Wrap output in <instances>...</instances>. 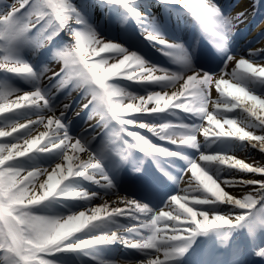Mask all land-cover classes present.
<instances>
[{
	"label": "snow or ice",
	"instance_id": "1",
	"mask_svg": "<svg viewBox=\"0 0 264 264\" xmlns=\"http://www.w3.org/2000/svg\"><path fill=\"white\" fill-rule=\"evenodd\" d=\"M17 2L19 7L11 5L0 9V72L5 74L0 76V138H10L0 141V264H58L54 258L60 256L67 257L72 264L69 254L77 258L89 257L97 264H112L100 259L99 254L101 246L113 244H122L141 253L144 259L138 264H176L197 235L240 226L250 230L257 224L264 227V217L258 219L257 213L252 211L258 203L264 202V180L236 175L241 172L264 177V165L243 162L227 151H201L197 141V133L202 132L206 148L224 144L232 151L250 146L264 152V134L246 130L259 129L264 133V66H259L264 64V49L249 50L252 59L227 55L224 67L218 73L196 70L184 54L182 45L169 43L159 34L150 9H138L137 0H100L102 5L118 6L122 22L134 20L149 43L162 46L158 50L181 64V72H170L100 36L73 0ZM157 2L187 9L201 22L211 17L219 28L221 48L225 52L233 19L240 20L244 16L243 12L235 18L223 15L214 0ZM65 30L74 38L75 44L57 49L53 56L64 61V71L76 74L78 82L92 88L89 103L98 106L102 118L115 121L119 126L114 128V136L129 149H138L153 159L157 156L183 159L189 165L196 183L192 185L190 180L192 186L182 190L183 195L170 196L164 204L167 210L162 209L157 214L147 204L121 196L105 171L106 153L97 152L86 138L70 134L68 125L71 122L66 120L70 105L65 104L59 116L55 114L51 89L40 86L42 73H37L23 54L28 49L37 52L45 42H53ZM229 62L235 63L230 73L225 71ZM157 72L163 74L156 75ZM7 74L31 82V90L12 86ZM60 75L55 73L49 79L55 80ZM114 78L156 85L159 90L146 87L145 94L141 95L109 83ZM60 83H64V79ZM178 84L179 89L169 94L167 89L176 88ZM213 86L219 93L215 101L210 99ZM13 95L16 96L14 100L11 99ZM209 103L214 105L215 111H208ZM173 109L200 120L206 119L210 127L163 122L162 116L153 117L161 122L144 119L145 115L166 111L173 115ZM237 109L241 115L246 114L240 120V126L239 117L228 116ZM33 116L37 119H32ZM40 125L45 129L52 125L55 128L51 135L48 131L34 135V129ZM137 128L177 145L176 150L151 143L133 130ZM125 136L135 143L124 139ZM183 148L200 152L198 159L204 163L186 157L179 150ZM69 149L73 153L86 152L87 159L69 154ZM40 156L49 160L48 166L35 162ZM61 161L67 162L66 169ZM169 178L179 182V177ZM81 181L98 185L105 191L103 194L90 192L79 186ZM221 184L250 190L243 199H237L224 191ZM109 190L117 197L112 201L115 206L109 207L107 201L101 206H89L91 200L108 195ZM67 201L72 203L63 215L33 211L51 209L54 205L65 207L69 204ZM121 204L125 207H120ZM224 205L231 207L222 208ZM80 208H86L87 212ZM232 209L244 211L235 213L233 219ZM116 217L136 223L120 224ZM256 255L264 257V249L258 250Z\"/></svg>",
	"mask_w": 264,
	"mask_h": 264
},
{
	"label": "bare ground",
	"instance_id": "2",
	"mask_svg": "<svg viewBox=\"0 0 264 264\" xmlns=\"http://www.w3.org/2000/svg\"><path fill=\"white\" fill-rule=\"evenodd\" d=\"M79 3L83 6L85 10V14L91 16L93 20H95V23L97 25V28H100L102 25L105 30L108 29V31L111 30V28L116 27L110 26L109 22L105 21V19H108L110 16L113 17L115 21V17L118 10H114L110 5L105 6L100 3V0H78ZM138 2H146V1H152L157 2V0H137ZM217 5L219 7L225 8L226 10L223 11V15L229 16L230 18H235L236 15L240 12L244 13V16L241 17V19H244L242 23H240L239 20L233 19V27L231 30V35L228 39L227 49L234 48L237 43H235V39L240 35L241 33L246 32L247 35L243 38V41L238 43L237 48H239L240 51L242 49H245V59H252V57L249 56V50L255 51L258 49H264V0H259L258 8L255 10V13L248 14V8L250 3H252L251 0H217ZM195 2V0H193ZM143 10L147 11L148 8L140 7ZM179 7L176 5H165L160 4L158 7H152L150 8L151 15H156L155 23L157 24L160 35L163 36L169 43L182 45L184 49V54L186 57H189L190 63H194V60L192 58L193 55H196V51L198 47H203L209 51V53L213 54L208 60H206L208 63L213 64L216 60H221L227 53V51H222L221 44H220V37L218 35V29L214 28L212 24L215 22L212 20L211 17H209L207 20L201 22L198 20L194 14L187 12L182 13L180 11H177ZM139 9V8H138ZM187 10V9H185ZM227 11H229L227 13ZM227 13V14H226ZM192 16L195 18L198 23H195L193 21V24L187 23V18ZM209 21V22H207ZM117 24V20L115 21ZM122 23V22H121ZM250 23H255V26L251 29ZM178 29H185L186 35L193 36V42L196 44V46H193V50L185 47L183 44L173 41V39L169 36V33L167 30H174L177 31ZM130 31V32H129ZM126 32V33H125ZM125 32L117 31L116 33L119 35H126L127 40H132L137 44H140V46H144L148 49V51H153L157 53L161 60H165L166 57L170 59V62H172L171 57L164 54L161 49L162 46L160 45H154L152 43H149L140 33L141 29L137 26L136 22L134 20H127L126 26H125ZM189 38V37H187ZM126 41V40H124ZM151 48H150V47ZM144 49V48H143ZM193 52V55L190 56ZM243 52V53H244ZM151 54H153L151 52ZM189 55V56H188ZM208 57H206L207 59ZM41 59V57H37L38 60ZM174 64H179L178 62ZM259 66H264V64H260ZM235 67L234 62H229L227 69L228 73L232 71V69ZM195 69V68H194ZM38 73V72H37ZM156 75L163 74L161 72L155 73ZM70 74H64L61 77H57L55 80H50V76L42 77L40 80V86L41 87H48L51 89V94L54 95V103L56 105V115H60V111L63 109V106L65 104L70 105L69 109L66 113V120L70 121L71 123L68 125V128L73 127L75 128V132H72L69 129L70 133H73L74 136H82L86 138L89 142V145L95 149L97 152H105L107 157L104 161L105 171L108 173L109 177L111 178L113 184L115 185V190L121 195L126 196L131 199H134L133 197H130L127 193V187H123L120 184V181L127 182L128 180H131L137 185L143 186L147 189L149 195H151V199H153L156 203H160L157 206L150 208L154 210L158 214L160 210H167L164 209L165 202L169 199L170 196L175 194L183 195L184 189L190 188L192 185H195L196 181L194 177L192 178L190 169L186 171L187 167L189 165L185 162L183 159H176V160H170L172 158L168 157H159L157 156L156 159H153L152 156L146 155L145 153L139 152L136 153L140 158L144 159L150 167V173H145V181L142 178L143 175L136 176V173L140 172V169H136V163L131 158H125L122 161V158H120L119 154L117 153L116 146L111 145L109 143V140L107 139L106 131L104 125L106 124V121L103 122L104 118H102V112L99 111V109L96 107L94 111L96 113L92 114V110L86 109L85 105L87 103L83 102L82 104H79L77 109L74 111L72 108L74 107L76 103L78 93L72 92L70 94V88L68 89L66 93V89L70 86V81L73 80L72 78H69ZM12 76V74H10ZM65 77H67L65 79ZM12 78L16 81H19L21 84L25 85L26 89L31 90V82L20 80L18 77L12 76ZM226 79H229L230 77H225ZM61 79H64V83H60ZM131 82V81H129ZM132 83V82H131ZM182 83V81L180 82ZM134 84V83H132ZM58 85V88L55 87ZM136 87L139 88L140 92L139 94H145V88L147 87L148 90L155 89L159 90V88L156 85H141V84H134ZM179 89V84L176 86V88H169L167 91L169 94L173 91H177ZM219 98V93L216 92L215 87L213 86L210 91V99L215 101ZM42 104V102H41ZM154 105H149V107H153ZM174 112L173 115H169L166 111L165 113L161 114H152V116L145 115L144 119L149 120V122L154 121L155 119L153 117L162 116L163 120L171 122L173 124L183 122L185 124H202L204 127H210L207 123V120H200L198 117L191 116L189 113H186L184 111H181L180 109H173ZM208 111L213 112L215 111L214 105L212 103H209L208 105ZM235 114L239 117L238 119V126H240V120L243 119L246 114H240V110L237 109L233 113H229L228 116L232 117ZM32 119H37V117L33 116ZM103 123V124H102ZM80 125V128H78ZM227 125L225 128L227 129ZM55 128V125L50 126L48 129H45L43 125H40L38 128L34 129V135H39L42 131H48L51 135L52 130ZM137 131L139 134L143 135L145 138H147L151 143L157 145L156 142H160L164 145V147L176 150L177 145L170 144L166 141H162L159 139V137L155 136L153 133L148 132L146 129H133ZM219 131V129H216ZM255 132V134L260 135L264 134L259 129H246ZM62 134V133H61ZM15 135V134H13ZM10 139L9 137H7ZM128 138L127 136L124 137V139ZM131 138V137H130ZM197 141L200 143V149L201 151H227V154L234 156L236 159H240L243 162L249 163V164H259L264 165V152L259 151L258 148L254 149L250 146L246 147L243 150H228L229 145L224 144H217L213 145L211 148H206L205 146V137L202 132L197 133ZM46 142V141H45ZM74 143V141H73ZM184 153L186 157H188L191 160H197L198 163L203 164V161H199L198 157L200 155V152H197V150L192 148H183L179 149ZM122 151V149H121ZM128 152H124V154L127 155ZM69 154L72 155H78L81 160L87 159V153L86 152H79V153H73L71 149H69ZM37 164L42 166H48L49 160L44 157L40 156L36 158L35 161ZM154 164L152 165V163ZM61 163L64 165V168H67V162L61 161ZM157 163V164H155ZM159 164V165H158ZM184 170V171H183ZM183 171V174H181ZM134 172V173H132ZM167 173V175L165 174ZM149 174H152L151 176H148ZM222 173L221 175H223ZM237 176H241L245 179H257L259 174H252V173H241L237 172ZM176 176V177H175ZM150 177V178H149ZM172 178H178L179 182H174ZM43 179H46L44 177ZM192 181V185L189 184V181ZM79 186L86 188L87 190L96 191L100 193H104L105 189L100 188L98 185L92 184L90 182H79ZM221 187L226 191L227 193L234 196V198L237 199H243V197L248 194L249 188H241V187H227L223 184H221ZM251 187V186H250ZM137 190V189H135ZM116 195L112 194V191L109 190L108 195H102L101 197H97L90 201L89 206L90 207H96L101 206L105 203V201L108 202L109 207H113L115 205L112 204V201L116 200ZM136 200V199H135ZM69 204L65 207H60V205H54L51 209H41L39 210L41 213L45 214H54V215H63L66 214L69 210V207L71 206L70 203L72 201H67ZM84 203V202H80ZM120 207H125V205L121 204ZM191 206V205H190ZM173 208L177 207L176 205H172ZM199 207V206H197ZM231 206L224 205L222 208L230 209ZM74 210V209H73ZM80 211H86V208H80ZM233 213V219L234 214L237 212H241L244 210L241 209H232ZM57 213V214H56ZM139 215V214H138ZM117 221L120 224H135V221H130L125 218L116 217ZM162 226V225H161ZM86 231V229H85ZM213 232L210 231L207 234H201L197 235L191 242L190 246L188 247L186 253L182 258H180L176 264H258L256 260L252 258V256L259 250L253 251L249 248H246V245L243 244L244 235L235 233L232 237H230L231 240V246L232 248H226L224 244H221V242H218L217 236H214L212 234ZM80 234V233H78ZM125 237L128 236L127 233H122ZM201 240L200 242L198 240ZM208 241H211V244H208ZM245 248V249H244ZM254 252V253H252ZM72 264H97L96 260H93L89 257H75L74 254ZM0 257H2V254H0ZM100 259L110 261L112 264H138L140 260L144 259V256L136 252L135 250L125 248L122 244H113L108 246H101V252L99 254ZM264 258V257H263ZM58 264H69V260L65 256H60L57 258ZM160 259H163V255L160 254ZM66 260V261H63ZM88 260H91L88 261ZM62 262V263H60Z\"/></svg>",
	"mask_w": 264,
	"mask_h": 264
},
{
	"label": "rangeland",
	"instance_id": "3",
	"mask_svg": "<svg viewBox=\"0 0 264 264\" xmlns=\"http://www.w3.org/2000/svg\"><path fill=\"white\" fill-rule=\"evenodd\" d=\"M252 1V3H250V5H249V8L250 7H255V6H257L256 4H257V1L256 0H251ZM11 5H15L16 7H19V4H18V2H17V0H0V9H3L5 6H11ZM105 6H108V5H105ZM114 10H120V9H118V6H116V5H110ZM82 14L84 15V18H85V20L87 21V23L89 24V25H91L95 30H96V32L98 33V28H97V25H96V23L93 21L92 22V20L90 19V17L91 16H89V15H85L83 12H82ZM156 15L154 14L153 15V17H155ZM117 18H118V20L119 21H121V19H120V13L118 12L117 13V16H116ZM34 19V18H33ZM105 21H108V19H105ZM119 21H118V23H119ZM70 24H74V22H70ZM157 29V28H156ZM157 31L159 32V30L157 29ZM33 33H34V30H33ZM160 34V33H159ZM65 35H66V37H67V40H64L65 39ZM103 38H105V39H108V40H110L108 37H106V36H102ZM34 38H39L38 36H34ZM57 40L55 41V40H53L54 42H45V44H44V47L43 48H41V49H39L37 52H35V53H33L30 49H28V50H25V52H24V59H28L29 57H32L31 56V54L32 55H34V56H39V55H41V56H44L45 58H46V60H44L38 67H37V69L38 70H42V76H47V75H54L55 73H60V74H63V73H65L66 71H64V61L63 60H60V59H57V58H55L54 56H53V52L54 51H56L57 49H59V48H64V47H71V46H73L74 44H75V40H74V38H71L70 37V34H69V32H67V30H65V32L64 33H62V34H60L59 36H57ZM114 42H116V43H118V44H121V45H123L125 48H128L130 51H132V52H136L138 55H140L146 62H148V63H151V62H149L145 57H144V55L142 54V53H140V52H138V51H135V50H133V49H131V48H129L127 45H124V43H122V42H119V41H114ZM102 55H104V54H102ZM92 59H96V57H92ZM110 63H111V61H110ZM153 65H155V66H158V67H160V68H165V69H167V70H171L169 67H164V66H161V65H159L158 63H152ZM205 72V71H204ZM67 73H69V72H67ZM0 76H2V75H0ZM72 78L73 79V85L71 86V89L72 90H74L75 92H77V93H80L81 95H79V97H80V100L81 101H83V102H86L87 103V105L88 104H90V106L89 107H92V114H94L95 113V111H94V109L97 107L98 108V106H96L95 104H92V103H89L90 101H91V99H92V89L90 90V88L91 87H89V86H87V85H85V84H83V82H78V77H77V75L76 74H74V73H70V76L68 77V79L69 78ZM9 83L10 84H12V86H14V87H17L11 80L9 81ZM109 83H112V84H117V85H120V86H124V87H127V89L129 90V91H131V92H134V93H138L139 94V92H140V90L139 89H135V87L132 85V84H129V82H125L124 83V81L123 80H119V79H116V78H114V79H111V80H109ZM71 90V91H72ZM86 90H90L89 92L88 91H86ZM87 93H89L88 95H87V97H82V95H84L85 94V96H86V94ZM12 99H14V98H16V96L15 95H13L12 97H11ZM99 109V108H98ZM105 121H106V128H107V131H106V133H107V138H108V140H109V143L110 144H116L117 145V148H118V151H117V153L119 154V156H120V158H123V159H125V158H127V157H129L130 155H132V156H136L135 155V153H134V151H133V149H129L128 148V146L126 145V144H124L120 139H118V138H116L115 136H114V133H113V130H114V128H118L119 126L114 122V121H109V120H107V119H105ZM163 122H166V121H163ZM126 140H128L129 142H131V143H133L130 139H126ZM122 150H124V151H128V153L130 154V155H128L127 154V156H126V154H124V153H122V151H121V149ZM256 180H264V177H262V176H258L257 177V179ZM250 189H248V191H249ZM254 196L256 195L254 192L252 193ZM256 208H259L257 211H256V213H257V216L258 215H260L261 217H264V205L260 208V206H256ZM33 211L34 212H39V210L38 209H33ZM41 213V212H40ZM41 214H45V213H41ZM57 214V213H56ZM245 227V226H244ZM221 230H223V232H224V238L225 239H227V238H229V232H230V230L229 229H221ZM245 232H247V233H250V231H249V228L248 227H245ZM262 233L264 234V227H262ZM69 255H71L72 256V254H69ZM72 258H73V256H72Z\"/></svg>",
	"mask_w": 264,
	"mask_h": 264
}]
</instances>
